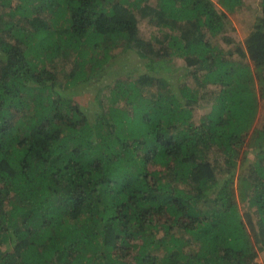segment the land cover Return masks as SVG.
Returning <instances> with one entry per match:
<instances>
[{
	"label": "trees",
	"instance_id": "trees-1",
	"mask_svg": "<svg viewBox=\"0 0 264 264\" xmlns=\"http://www.w3.org/2000/svg\"><path fill=\"white\" fill-rule=\"evenodd\" d=\"M148 1L0 0V264H257L264 0L234 49L253 0Z\"/></svg>",
	"mask_w": 264,
	"mask_h": 264
},
{
	"label": "rangeland",
	"instance_id": "rangeland-1",
	"mask_svg": "<svg viewBox=\"0 0 264 264\" xmlns=\"http://www.w3.org/2000/svg\"><path fill=\"white\" fill-rule=\"evenodd\" d=\"M212 1L215 2V0H212ZM147 4L150 6H154V5H156V1L155 0H149L147 2ZM244 6L245 7L243 9V12L242 13L240 12L241 13L239 15L240 18H238V19L233 17L231 14H228V13L226 14V17L228 18L226 28L228 30H230V28H232V31L228 32V36L230 39L229 43L225 44V39L219 40L220 41L219 44H221L222 47L226 46L225 48H233V49H234L233 46H235V45H239L242 48L244 47V42L248 38L250 29H251V28H249V26H250L251 22L254 20L255 13L259 9L258 0H253L252 2L246 1L244 3ZM217 9H220V8L217 6ZM249 22H250V24H249ZM142 25L143 26H141L140 28L142 30L146 29L144 27L143 22H142ZM146 30H148L147 32H148V35L150 37H153V36L160 34L155 27L148 28ZM222 37H223V35L221 36V38ZM227 44L228 45L232 44V45L228 46ZM122 47L123 46L121 45V46H119V48L114 50L115 53L119 54L118 58H120L117 67L115 66L114 68L111 67L109 69H106V71L103 75H99V77H97L95 80V87H91V88L87 89V94L73 97V101L76 104H78L81 107L89 108V111H91V112L94 111L97 107V104H98L97 101H94L96 98L95 97L96 93H97L96 92L97 82H101V85H108V84L111 85L113 83V81L115 80V77H117V75L120 76V74H122V75L124 74L123 72L128 73L131 71V69L133 68L132 63H133V61L134 62H136V61L130 60L132 63L131 62L129 63V61H127L126 59L123 60L124 57H123V54L121 53ZM122 57H123V59H122ZM140 63H142L143 65L146 64L144 62H140ZM174 63L176 64L175 66L181 67L179 61H175ZM118 68H119V70H121V73L118 72ZM149 72H152V70L150 69ZM115 73H117V74H115ZM173 77H175V74L172 76V78ZM254 86H255L256 91H263V88H262L263 83H260V81L258 79H254ZM149 89L147 90L148 92L154 91V88L152 86H150ZM207 99H208V101L203 100L202 101L203 103L200 102V107L195 109V111H194V119L195 120H197L201 116V114L209 108V103H208L210 100L209 96L207 97ZM102 101L103 102H101V103H105V108H107L109 106L108 101H106V100H102ZM120 105L122 106L123 103L119 102L117 104V106H120ZM263 127H264V101H261V102H259L258 111H257L256 117L254 120V128L256 130H258V129H261ZM249 150H251V147L247 144V142H245L244 145L241 147V153L243 154L244 152L249 151ZM240 160H241V158H240ZM239 163L241 164L240 161H239ZM155 170L160 171L162 169L161 168H155ZM245 184H246V186L241 187V184L238 182V179L235 178V180H234L235 191L233 192V194H234V197L236 198V201L238 202L240 208L241 207L243 208V202L246 200H249V196H250V199L252 197L250 191H247L246 194H244L242 189H243V187H249L250 188V182H247ZM241 195L243 197L242 200H240ZM245 205H247V204H245ZM255 230H256L255 232L257 233V229H255ZM256 248L258 249L259 247L257 246ZM255 262L257 264H264V250L263 251L258 250L257 256L255 258Z\"/></svg>",
	"mask_w": 264,
	"mask_h": 264
}]
</instances>
